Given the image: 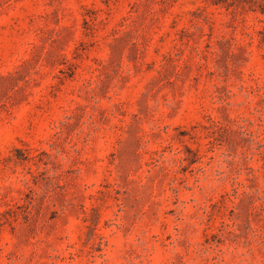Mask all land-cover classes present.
I'll return each mask as SVG.
<instances>
[{
    "label": "rangeland",
    "instance_id": "1",
    "mask_svg": "<svg viewBox=\"0 0 264 264\" xmlns=\"http://www.w3.org/2000/svg\"><path fill=\"white\" fill-rule=\"evenodd\" d=\"M0 0V264H264V0Z\"/></svg>",
    "mask_w": 264,
    "mask_h": 264
},
{
    "label": "trees",
    "instance_id": "2",
    "mask_svg": "<svg viewBox=\"0 0 264 264\" xmlns=\"http://www.w3.org/2000/svg\"><path fill=\"white\" fill-rule=\"evenodd\" d=\"M214 2H216V3H219L220 1L219 0H213Z\"/></svg>",
    "mask_w": 264,
    "mask_h": 264
}]
</instances>
